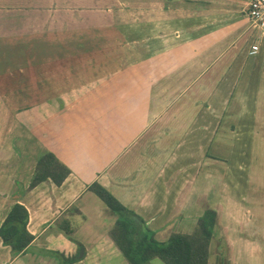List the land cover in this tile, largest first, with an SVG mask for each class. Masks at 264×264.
<instances>
[{
  "label": "crops",
  "instance_id": "0c3cea01",
  "mask_svg": "<svg viewBox=\"0 0 264 264\" xmlns=\"http://www.w3.org/2000/svg\"><path fill=\"white\" fill-rule=\"evenodd\" d=\"M235 1L0 0V230L20 204L34 237L0 264H129L95 183L160 242L214 209L209 264H264V32ZM46 153L71 174L30 189Z\"/></svg>",
  "mask_w": 264,
  "mask_h": 264
},
{
  "label": "trees",
  "instance_id": "16d2710c",
  "mask_svg": "<svg viewBox=\"0 0 264 264\" xmlns=\"http://www.w3.org/2000/svg\"><path fill=\"white\" fill-rule=\"evenodd\" d=\"M70 174L69 168L54 154L46 153L38 162L30 189L49 180L61 186ZM90 191L117 217L110 237L129 264H148L155 259L164 264H209L210 247L217 225L216 210L205 211L193 234L174 233L167 242H160L147 224L106 188L95 183ZM28 222V210L16 204L0 230V237L15 255L22 254L34 240L28 232Z\"/></svg>",
  "mask_w": 264,
  "mask_h": 264
},
{
  "label": "built area",
  "instance_id": "2783aa9c",
  "mask_svg": "<svg viewBox=\"0 0 264 264\" xmlns=\"http://www.w3.org/2000/svg\"><path fill=\"white\" fill-rule=\"evenodd\" d=\"M246 16L255 29L264 32V0H252L249 5ZM259 51L257 45L253 46L251 54L255 55Z\"/></svg>",
  "mask_w": 264,
  "mask_h": 264
},
{
  "label": "rangeland",
  "instance_id": "374dc122",
  "mask_svg": "<svg viewBox=\"0 0 264 264\" xmlns=\"http://www.w3.org/2000/svg\"><path fill=\"white\" fill-rule=\"evenodd\" d=\"M237 2H240V5L242 6V8L245 9V12H244V14H245V13L248 11V8H249V5H250V4L247 5L246 3L243 2V0H242V2H241V0H236V1H235V4H238ZM251 2H252V1H251ZM251 2H250V3H251ZM235 4H234V5H235ZM251 145H252V144H251ZM260 161H261V160H260ZM263 162H264V161H263ZM260 165H262V164L260 163ZM221 212H222L223 215H224V207L221 209Z\"/></svg>",
  "mask_w": 264,
  "mask_h": 264
}]
</instances>
